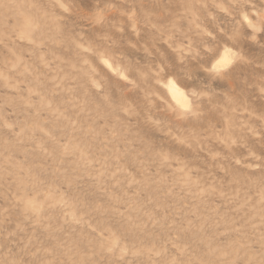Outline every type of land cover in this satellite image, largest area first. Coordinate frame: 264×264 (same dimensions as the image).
<instances>
[{
  "label": "rangeland",
  "instance_id": "1",
  "mask_svg": "<svg viewBox=\"0 0 264 264\" xmlns=\"http://www.w3.org/2000/svg\"><path fill=\"white\" fill-rule=\"evenodd\" d=\"M34 2L47 7L44 0ZM103 2L74 0L75 11L64 24L65 35L81 33L93 43L109 47L130 69L149 63V56L127 46L130 35L127 30L117 36L110 24L93 26L89 13ZM130 2L138 10L162 13L163 22H174L188 35H193L195 14L197 22L216 35L215 41L205 38L207 43L218 46L227 41L228 35H233L234 47L250 61L236 64L223 80H211L200 66L206 65L215 53H202L194 60L179 64L175 55L161 45L165 63L186 86L207 89L214 94L211 102H204L202 115L188 120L173 118L161 104L151 103L146 92L129 89L106 70H100L109 103L121 114L120 127L133 146L147 154L167 155L166 171L183 168L193 179L217 191L198 201H189L186 206L142 201L131 208L122 205L120 193L106 188L101 178L85 170H73L72 159L59 156L57 144L66 134L48 104L59 107L66 103L68 96L53 86L49 77L40 74L27 77L26 86L17 90L0 85V117L13 124L8 128L0 120V152L10 155L13 164L34 175L42 186L70 190L76 203L91 213L96 224L114 231L128 245V254L123 260L104 253L100 264H167L173 257L186 260L189 256L194 264L200 261L246 264L253 255L258 259L261 246L259 234L252 228L255 221L249 219L252 213L246 207L238 209L221 193L249 178H264V95L257 91V85L264 78V32L253 33L246 25L237 24L241 7H249L242 0H115L121 8H127ZM220 3L227 12L217 6ZM254 3L258 8L264 7L261 0ZM5 15L6 30L14 37L12 27L22 23V17L15 10ZM120 19L113 14V22L118 23ZM254 34L256 40L251 39ZM141 40L151 46L155 42L154 33L146 28ZM9 48L26 59H35L34 55L30 56V50L34 53L30 45L5 37L0 43V61L11 55ZM52 56L59 58L57 63L79 62L76 51L67 41L54 46L49 58ZM156 58H161L160 53ZM92 59L95 61V57ZM123 109L128 110L126 115H122ZM21 129L23 134L17 135ZM53 153L66 169L57 170ZM129 163H134L131 155ZM257 165L261 167L253 171ZM61 172L67 174L61 175ZM17 184L14 175H0V258L38 264L45 258L44 249L58 251L57 245L67 243L69 237L66 231L59 230L61 209L52 202L39 220L24 212L13 196ZM92 237L94 244V234ZM75 243L88 251L87 234ZM37 248L41 251L36 252ZM180 249H185L187 254L181 255Z\"/></svg>",
  "mask_w": 264,
  "mask_h": 264
},
{
  "label": "clouds",
  "instance_id": "2",
  "mask_svg": "<svg viewBox=\"0 0 264 264\" xmlns=\"http://www.w3.org/2000/svg\"><path fill=\"white\" fill-rule=\"evenodd\" d=\"M242 3L249 7H241L237 24L246 25L253 33L264 32V7L258 8L254 0H242ZM261 3L264 4V0ZM44 4L47 7L34 0L26 4L24 0H0V43L5 37L13 42L19 40L30 45L34 50V53L30 50V56H35L34 60L26 59L9 48L11 55L0 61V85L17 90L26 86L27 77L40 74L49 77L50 83L68 96L64 105L54 107L48 104V108L62 122L66 134L57 144L59 156L70 157L73 170H85L101 178L106 188L120 193L119 202L129 208L138 201L161 206H186L189 201H198L217 191L193 179L183 168L166 171L167 155L160 152L147 154L133 146L120 127L121 114H117L109 103L100 70H106L129 89L146 92L151 103L161 104L173 118L193 119L202 115L204 102H211L214 94L207 89L186 86L181 77L165 63L160 46L173 53L179 64L194 60L202 53H215L206 65L200 66V70L211 80H223L236 64L250 62L234 47V36L228 35L227 41L218 46L210 45L205 38L215 41L216 35L210 28L198 23L195 14L192 21L193 35H188L178 29L174 22H163L160 12L138 10L132 2L127 8H121L115 0H104L89 13V20L98 28L110 24L117 36L127 30L130 34L127 46L151 58L149 63L133 70L109 47L93 43L86 35H65V21L75 11L74 0H44ZM217 6L228 11L222 3ZM13 10L22 17V23L12 27L14 37L6 30L8 25L5 15ZM113 14L121 18L118 23L112 21ZM146 28L154 33L155 42L151 46L149 42L141 40ZM219 31L223 33V29ZM251 39L256 40L257 36L254 34ZM66 41L76 51L79 62H61L66 64L62 67L61 63H57L58 57L49 56L54 46H61ZM157 53H160V59L156 58ZM226 56L228 62L221 67L220 62ZM92 57H95V61ZM257 91L264 95V78L257 85ZM29 92L32 89L29 88ZM178 96L181 98L179 101ZM127 112V109H123L122 115ZM0 120L3 118L0 117ZM3 123L8 128L13 127L7 120H3ZM22 134L23 129L17 135ZM130 155L134 161L132 164L129 163ZM53 163L57 165L58 171L67 168L56 153H53ZM260 167L257 165L253 171ZM0 175L16 177L18 184L13 196L26 214L39 220L46 209L52 206L49 202L61 209L59 230L66 231L69 241L59 243L58 251L44 249L45 258L38 264H100L104 253L118 256L121 260L128 254V245L114 231L96 224L91 213L76 203L70 190L42 186V182L34 175L18 168L10 155L3 152H0ZM221 194L238 209L246 207L252 213L249 219L255 221L252 228L259 234L261 252L258 259L256 255L250 256L246 264H264V178H249L247 182L239 183ZM86 234L88 251L75 243L76 239ZM40 251L36 249V252ZM36 252L32 255L35 256ZM180 253L187 254L185 249H180ZM97 256L100 259L94 258ZM0 264H21V261L0 258ZM167 264H194V261L190 256L186 260L173 257ZM199 264L209 262L200 261Z\"/></svg>",
  "mask_w": 264,
  "mask_h": 264
},
{
  "label": "snow or ice",
  "instance_id": "3",
  "mask_svg": "<svg viewBox=\"0 0 264 264\" xmlns=\"http://www.w3.org/2000/svg\"><path fill=\"white\" fill-rule=\"evenodd\" d=\"M228 62V57L226 56L221 62H220V66H224V64H226Z\"/></svg>",
  "mask_w": 264,
  "mask_h": 264
},
{
  "label": "bare ground",
  "instance_id": "4",
  "mask_svg": "<svg viewBox=\"0 0 264 264\" xmlns=\"http://www.w3.org/2000/svg\"><path fill=\"white\" fill-rule=\"evenodd\" d=\"M178 97H179V96H178ZM178 97H177V98H178ZM177 100H178V99H177Z\"/></svg>",
  "mask_w": 264,
  "mask_h": 264
}]
</instances>
